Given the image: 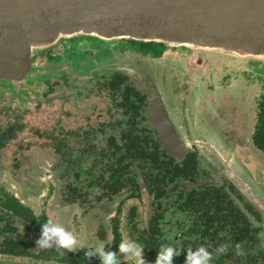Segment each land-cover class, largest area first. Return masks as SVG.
Instances as JSON below:
<instances>
[{"label":"flooded vegetation","instance_id":"flooded-vegetation-1","mask_svg":"<svg viewBox=\"0 0 264 264\" xmlns=\"http://www.w3.org/2000/svg\"><path fill=\"white\" fill-rule=\"evenodd\" d=\"M150 43L64 37L33 53L32 69L20 86L0 80V264H102L85 252L100 244L117 251L127 239L156 244L152 255L144 249L151 264L161 240L184 248L174 262L184 264L195 241L192 194L201 184L207 199L231 203L219 213L213 208L201 213L206 223L233 221L238 235L249 225L260 229L264 240V151L256 137L264 97L249 135L232 128L217 136L220 127L211 126L210 133L189 125L187 107L184 115L182 110L184 98L192 97L189 83L174 76L178 86H171L150 67L161 62L175 70L163 61L173 48ZM70 50L73 56L76 50V59L68 58ZM157 95L185 144L183 156L171 154L149 123V101ZM72 101L76 128L28 129L25 119L33 112ZM49 219L76 235L81 241L76 251L36 245L41 224ZM82 225L90 226L91 236L82 239ZM152 228L159 229L156 236L145 231ZM123 259L129 256L120 254L117 262Z\"/></svg>","mask_w":264,"mask_h":264},{"label":"water","instance_id":"water-1","mask_svg":"<svg viewBox=\"0 0 264 264\" xmlns=\"http://www.w3.org/2000/svg\"><path fill=\"white\" fill-rule=\"evenodd\" d=\"M77 35L264 59V0H0V80L20 86L37 49ZM148 115L165 148L183 156L185 144L158 95Z\"/></svg>","mask_w":264,"mask_h":264},{"label":"rangeland","instance_id":"rangeland-1","mask_svg":"<svg viewBox=\"0 0 264 264\" xmlns=\"http://www.w3.org/2000/svg\"><path fill=\"white\" fill-rule=\"evenodd\" d=\"M91 41L93 44L102 43L96 39H91ZM172 48L167 51L163 61L172 63L175 70L169 72L167 65L161 62L160 66L156 64L150 67L159 69V76L167 77L171 86L175 87L177 84L173 85L175 80L172 78L174 76L180 77L179 79L183 78L184 81L182 82L189 83L188 92L191 93L192 97L190 96L191 99L189 97L184 98L187 102L182 109L183 115L185 113L184 107H187L188 114L185 121L192 126L196 124L197 128L201 127L202 129L203 127L204 131L210 133H213L211 126L220 127L221 130H216L217 136L232 130V128L240 129L237 130L239 133L244 132L247 135L254 131L259 111L258 101L264 97V59L238 58L209 50ZM42 49L44 48L37 49L35 52ZM67 56L69 59L70 57L76 59V50L74 56L71 50ZM143 65L146 68L147 64ZM186 85L185 83L180 85L184 91H186ZM169 107L171 110L170 104ZM63 110H68L71 115L65 116V113L62 114ZM25 121L29 130L33 127L50 132L54 126L58 125L64 128H76L75 102L64 104L63 107L60 103L49 108L43 106L38 112H33L26 117ZM195 128L191 127L193 132L200 131ZM29 136L30 132L27 130L24 137L29 138ZM259 154L262 153L259 152ZM52 162L55 163V161ZM89 228L88 225L80 227L81 233L79 231V234L82 239L91 236L92 233H90ZM117 263L136 264L135 259L130 257L127 261L123 259ZM32 264L57 263L32 261Z\"/></svg>","mask_w":264,"mask_h":264},{"label":"trees","instance_id":"trees-1","mask_svg":"<svg viewBox=\"0 0 264 264\" xmlns=\"http://www.w3.org/2000/svg\"><path fill=\"white\" fill-rule=\"evenodd\" d=\"M150 45L165 46L166 44L151 42ZM256 137L260 148L264 151V104H262L259 113ZM203 186V184L195 185L197 189H194L191 199L192 210L195 214L191 222L192 236L195 237L193 243L194 249L204 245L209 251L213 252L211 264H264V240L262 239L260 229L251 230L249 229V225L247 226L248 228L241 226L238 235L236 229H234L235 223L233 221L226 223L221 221L215 222V220L208 223L204 221L206 218H202L201 213L210 212L212 208L214 213H219L222 210L221 207L231 206V203L221 201L218 197L207 199L203 195V192H201ZM245 229L246 231L243 233ZM145 231L150 233V236H156L155 233L159 229L152 228L149 230L146 229ZM160 244L161 248L171 246H164L163 240H161ZM222 244L228 246V251L223 254H216L215 249ZM155 246V243H145V252L152 255ZM183 250L185 252L184 248ZM173 259L174 262L180 260L179 256H174ZM70 264H72L71 261Z\"/></svg>","mask_w":264,"mask_h":264},{"label":"clouds","instance_id":"clouds-1","mask_svg":"<svg viewBox=\"0 0 264 264\" xmlns=\"http://www.w3.org/2000/svg\"><path fill=\"white\" fill-rule=\"evenodd\" d=\"M35 243L43 249L57 247L74 252L81 241H78L76 235L62 224L55 223L52 219H49L46 223L41 224V234ZM144 249V246L136 240L127 239L118 245L117 251L112 249L105 250V245L100 244L95 249L85 252V255L88 257H99L102 264H117L120 254L134 258L136 264H151L144 258ZM182 250L174 246L162 247L158 250L154 264H174V256H179ZM227 251L228 246L223 244L215 249L216 254H223ZM212 260L213 252L209 251L206 246L201 245L186 251L184 264H211Z\"/></svg>","mask_w":264,"mask_h":264}]
</instances>
